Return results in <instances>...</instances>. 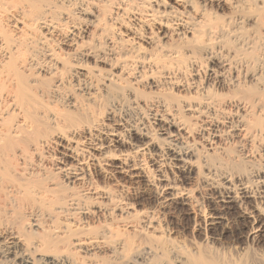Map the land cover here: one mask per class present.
I'll list each match as a JSON object with an SVG mask.
<instances>
[{
    "label": "bare ground",
    "instance_id": "obj_1",
    "mask_svg": "<svg viewBox=\"0 0 264 264\" xmlns=\"http://www.w3.org/2000/svg\"><path fill=\"white\" fill-rule=\"evenodd\" d=\"M206 1L218 7L220 0H0V264H76L69 253L86 240H70L56 220L129 214L112 181L152 185L153 176L165 207L194 223L200 218L205 242L193 251L166 239L146 256L158 254L159 264H264L249 251L211 246L264 240V169L225 147L264 141V0H232L248 27L209 15ZM130 2L147 6L142 22L134 6L133 34L158 49L140 54L141 46L123 39L115 46L106 35L101 20L116 21ZM104 32L106 54H99ZM105 59L102 73L96 63ZM71 72L78 93L65 88ZM89 76L105 78L111 103L130 102L123 117L80 86ZM132 81L158 92L144 96ZM143 109L154 112L152 128ZM195 183L205 189L204 206Z\"/></svg>",
    "mask_w": 264,
    "mask_h": 264
},
{
    "label": "rangeland",
    "instance_id": "obj_2",
    "mask_svg": "<svg viewBox=\"0 0 264 264\" xmlns=\"http://www.w3.org/2000/svg\"><path fill=\"white\" fill-rule=\"evenodd\" d=\"M165 1H168V0H165ZM188 1H190L189 3L191 4V6L193 5V3L197 2V0H188ZM134 2L128 3V9H126L125 13H123L121 16L116 18V21H109L107 19L101 20L102 27H105V29H107V32H106L107 34L104 32L102 36L100 35L97 36V40L99 41V43H102V44H99V48H98L99 54H102V52L106 54V51H105L106 42L104 41L106 38V35L110 37L111 40H113L112 42H114L113 45L115 46L121 45V43L124 42L122 41V39L125 40L123 44L136 46V47L138 45L139 47L141 46L142 49L138 51L140 54L149 52L151 50L158 49V46L152 47L146 44L142 39V35L139 38V34H135V35L133 34L132 32L133 26H134L133 20L136 21V19L134 18L138 17L140 14L141 16L139 17L142 18L141 22L144 21L143 17H146L145 10L147 9V6L146 8H144V6L139 7L138 5H136L137 2L136 4ZM218 3H219L218 4L219 6L216 7V5L213 6L211 5L210 2L206 1L205 8L209 10V15H212V16L217 15L223 20L231 18L232 20H234V27L236 24L238 26L243 25L246 27L250 25V22L248 20H244L241 18V12L235 11L232 5V0H220ZM134 6L139 7V8L137 7L135 11H139L142 8L141 9L142 12L139 11L140 13L138 14L135 13ZM118 8H122V7L116 6L115 9L113 8L112 11L114 10L119 11ZM187 9H188L187 12L189 16L194 18V14H196V11L190 10V8L188 7ZM143 10L145 13H143ZM133 13H135L134 14L135 17L133 16ZM104 21L106 24L104 23ZM236 21H240V22L237 23ZM150 25H151L150 27L151 30H153L152 31L153 35L154 36L158 35L154 30L156 27V23L154 24V22H149V24H147V27H149ZM144 28H145V32H148V30H146V25L144 26ZM138 31L139 33L143 32V30H138ZM157 37L155 39H158ZM103 41L105 43H103ZM168 42L169 41H167L166 44ZM219 51L220 50L217 51V49H215L214 53L218 54ZM107 59L109 61V58ZM130 59H133V58L130 57ZM133 60H135V58ZM105 61L106 63H104ZM108 61L106 59L103 60L102 62L98 61L96 64L97 65L99 64L100 67L99 66H96V67L101 68L102 73H106V71L108 70V66H107L109 63ZM93 62H94L93 59L89 58L86 61V64L88 63L87 67L89 68L91 66V68L94 70L95 67L92 66L94 64ZM139 64L141 65L140 61L135 62V67L136 68L139 67L140 66ZM77 70L78 69L76 67L72 68V72L77 71ZM72 72L66 74L65 88L71 92L78 93L80 87H77L76 81H75L76 78L74 77L75 75ZM134 73H135V70H133V73H131V75L128 77L129 81L133 76H135ZM79 80H81L79 81V84L81 87H82V84L84 83L85 85L91 86V89L97 91L96 97L99 96L97 97V102H99V104L104 103L105 110L113 109V111L115 112V115L118 117H123L126 114V108L128 107L127 103H130V102L126 98L125 99L127 101L124 98H122L124 102L121 99L122 102L116 101V102L111 103V101L108 100L109 98H107L106 94H104L103 92V87L105 83L104 77L89 76L86 78H81V79L79 78ZM143 80H146L147 82L150 79H148L147 77ZM131 83L132 85L134 84L135 87L139 88L138 90H141L142 92L146 93L144 96L148 95L150 97L158 92V90L156 89H148L144 85L145 83L144 81L137 82V83H133L132 81ZM160 90L165 91L164 89H160ZM139 94L140 96L143 95V93L141 94L140 92ZM141 113L145 115V117H143V120H145L144 118H146L149 128H152L153 127L152 124L154 121V118H153L154 112L143 109ZM196 145H199V142ZM225 147H226L227 152L228 150L230 151L231 157H234L235 155H239L240 157L247 156L249 159L255 162L257 167L259 168L263 167L262 169H264V149H263L264 141L263 140H255L253 141V143H251V145L247 144L246 142L229 141L228 143H226ZM147 161L148 159H146V162ZM146 165L148 166L149 163H146ZM151 174H150L151 176L154 175L153 173ZM166 174H167V177L171 175L168 170H166ZM152 179H153L152 185H148L142 179L137 180L135 182L122 180V181H119L118 183H115L114 181H112L114 184L113 185L114 193L117 196V199L119 197L118 200L121 203H124L127 206L130 205L128 207L129 208L128 211L131 209L129 211L130 215L127 213H121L120 214L121 216L119 215L120 217H118L116 215H118L120 212L119 210H115L111 212V214H113L112 216H104L100 218L99 220L88 219V221L86 222V219L84 220L83 215L76 212L74 215L79 217V218L76 217L77 219H79L78 222L76 223H74L75 221H77L76 218H74L75 217L74 215H73L74 217H72L73 218L72 220L70 219L71 217H69L68 219V217H63V216L59 217L56 220V225H59L62 228L68 227L66 228V231L68 232L69 230L70 238L68 236L67 237L70 240L73 241V239L76 237L86 240V242L82 244L83 246L82 245L78 246L80 249L79 248H76V250L74 249L76 253L74 251H72L74 252L73 255L71 254V252L69 253V256H71L72 259L73 258L75 259L73 260L76 264H159V261L157 258L158 254H154L153 257H148L144 254V252L147 251L149 247L152 248L151 246H155L157 244H160L161 242L163 243L164 240L166 239H170L172 242L176 244H180L184 246L186 249H193L194 251L198 244L205 242L203 238V229L200 227L202 225L200 218L197 217L196 219L197 221L196 223H194L193 218H190V217L185 218L181 216L179 212L171 208L165 207L162 203V199L158 195L157 184L155 185V183H158V181L155 179L154 176L152 177ZM95 181L100 186L101 185L109 186L108 178L106 179L105 177H97ZM195 184H194L195 186L193 185V187L195 188L193 189L194 191L193 193L194 195L197 196L198 204L201 206L205 204L203 197H202V196H206L205 189L201 183H195ZM77 187L78 185L75 187L76 190L78 191H81V189L84 188L83 186H81L80 189ZM121 200H123V202ZM87 203L88 205L90 204V202H87ZM81 210L83 211V209ZM124 214L128 216L127 217L125 215L126 219L124 218L125 217ZM122 215L124 217H122ZM113 216H116V218ZM145 221L146 222L150 221L151 223L149 222L150 224H146ZM230 222L231 221H229L228 223ZM145 225H147V227H145ZM152 226L154 227L152 228ZM29 227H32V226H29ZM32 228H35V227H32ZM71 233L73 234L75 233L76 235L75 234L73 235ZM211 246L219 248V249L233 250L238 253L249 251L251 254H255L264 259V240L255 241L253 243H248V244H241L239 242L231 241L230 239H222V240H217V241L212 242ZM85 248H88L90 251L85 250ZM44 251L45 250L43 248L39 250V252H44ZM49 254H53V253H49ZM33 256L36 257V253H34ZM1 261L4 262V264H16V262L14 263L13 261H10V260L3 261L2 258H1Z\"/></svg>",
    "mask_w": 264,
    "mask_h": 264
}]
</instances>
